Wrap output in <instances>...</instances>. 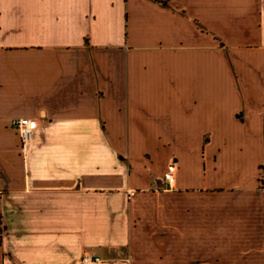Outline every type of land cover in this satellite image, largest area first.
Here are the masks:
<instances>
[{
	"label": "crops",
	"instance_id": "0c3cea01",
	"mask_svg": "<svg viewBox=\"0 0 264 264\" xmlns=\"http://www.w3.org/2000/svg\"><path fill=\"white\" fill-rule=\"evenodd\" d=\"M263 165L264 0H0V264H264Z\"/></svg>",
	"mask_w": 264,
	"mask_h": 264
},
{
	"label": "built area",
	"instance_id": "2783aa9c",
	"mask_svg": "<svg viewBox=\"0 0 264 264\" xmlns=\"http://www.w3.org/2000/svg\"><path fill=\"white\" fill-rule=\"evenodd\" d=\"M13 125L20 133L23 150H26L33 139L34 132L38 128V120L35 118L23 117L15 119ZM177 171L178 164L173 160L163 177V181L168 188H174L176 186ZM104 262V259L100 256L86 254L72 264H103Z\"/></svg>",
	"mask_w": 264,
	"mask_h": 264
},
{
	"label": "trees",
	"instance_id": "16d2710c",
	"mask_svg": "<svg viewBox=\"0 0 264 264\" xmlns=\"http://www.w3.org/2000/svg\"><path fill=\"white\" fill-rule=\"evenodd\" d=\"M261 169H262V171H263V173H264V165L261 167ZM263 184H264V179H263Z\"/></svg>",
	"mask_w": 264,
	"mask_h": 264
}]
</instances>
